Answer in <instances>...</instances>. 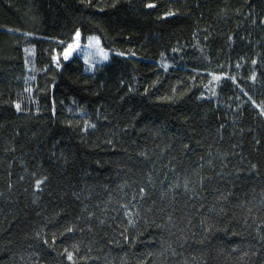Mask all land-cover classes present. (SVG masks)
Instances as JSON below:
<instances>
[{"label": "trees", "instance_id": "1", "mask_svg": "<svg viewBox=\"0 0 264 264\" xmlns=\"http://www.w3.org/2000/svg\"><path fill=\"white\" fill-rule=\"evenodd\" d=\"M256 105L264 0H0V264H264Z\"/></svg>", "mask_w": 264, "mask_h": 264}, {"label": "rangeland", "instance_id": "2", "mask_svg": "<svg viewBox=\"0 0 264 264\" xmlns=\"http://www.w3.org/2000/svg\"><path fill=\"white\" fill-rule=\"evenodd\" d=\"M71 45L73 47L68 57L72 56L74 53H79L83 57V59L87 61L91 66H95L102 63L103 61H107L110 57V51L104 48L100 40L98 44L95 39L91 40V42L89 41V39L84 41L81 34L78 39L75 35L74 41ZM101 49H103V51L107 53V59H104L103 55H101ZM64 55L65 51L62 56L64 57Z\"/></svg>", "mask_w": 264, "mask_h": 264}, {"label": "snow or ice", "instance_id": "3", "mask_svg": "<svg viewBox=\"0 0 264 264\" xmlns=\"http://www.w3.org/2000/svg\"><path fill=\"white\" fill-rule=\"evenodd\" d=\"M147 6H148V7H152L153 5L149 4V5H147ZM169 15H171V13H169ZM75 35H76V37H77V39H78L79 36H80V32L77 31ZM93 39H95V40L97 41V44L99 43L98 38H95V37H90V38H89V41L91 42V40H93ZM77 46H78V45H77ZM72 47H73L72 45H69L68 49L65 50V55H64V58H65V59L68 58V55L70 54V51H71ZM100 51H101V55H103L104 59H107V58H108V57H107V53L104 52L103 49H101ZM253 63H255V61H254ZM255 78H256L255 75H253V76L251 77V79H253V80H255ZM256 107H257V108H260V105H256ZM16 108L19 109V108H20V105H19V104H16ZM260 114H261V115H264V108H260ZM92 127H95V125H92ZM257 143L259 144L260 141L257 140ZM253 168H255V165H253ZM46 179H47V177H45L44 180H37V181H36V187L39 189L40 186H41V184L44 183V181H45ZM200 183H201V185L203 184V178L201 179ZM187 187H188V185L185 184V188H186V189H187ZM141 194H142V195H141V198H143L144 189H141ZM226 198H227V197H225V199H226ZM125 207H126V206H125ZM149 210H151V209H149ZM69 231H71V229H69ZM45 243H47V241H45ZM65 251H67V250H65ZM67 259H68L69 261H73V254H72V253H69L68 256H67ZM73 264H74V262H73Z\"/></svg>", "mask_w": 264, "mask_h": 264}]
</instances>
